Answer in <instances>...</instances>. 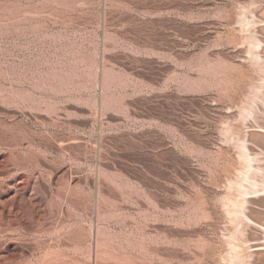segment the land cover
I'll return each mask as SVG.
<instances>
[{
    "label": "rangeland",
    "instance_id": "rangeland-1",
    "mask_svg": "<svg viewBox=\"0 0 264 264\" xmlns=\"http://www.w3.org/2000/svg\"><path fill=\"white\" fill-rule=\"evenodd\" d=\"M263 2L0 0V264H264Z\"/></svg>",
    "mask_w": 264,
    "mask_h": 264
},
{
    "label": "bare ground",
    "instance_id": "bare-ground-1",
    "mask_svg": "<svg viewBox=\"0 0 264 264\" xmlns=\"http://www.w3.org/2000/svg\"><path fill=\"white\" fill-rule=\"evenodd\" d=\"M263 3H264V2H263ZM263 13H264V12H263ZM257 134H258V133H257ZM257 134H254V136L257 135ZM262 134H263V133H262ZM252 135H253V134H252ZM257 137H258V135H257ZM257 137H254V138H255V141H256V140L258 141V138H257ZM261 137H262V136L260 135L259 138H261ZM256 138H257V139H256ZM263 138H264V137H263ZM263 138H262V139H263ZM252 139H253V138H252ZM262 139H259V140H262ZM262 141H263V140H262ZM262 141H258V142L261 144V146L264 145V144L262 143ZM256 143H257V142H256ZM262 147H264V146H262ZM263 201H264V199H263ZM263 201H261V207H262V205L264 204ZM259 202H260V200H259ZM262 202H263V203H262ZM256 203H257V201H256ZM259 204H260V203H259ZM255 205H257V204H255ZM263 206H264V205H263ZM253 207H254V206H253ZM259 207H260V206H259ZM256 208H257V206H256ZM252 209H253V208H252ZM262 209H264V208L262 207ZM249 210H250V209H249ZM256 210H257V209H256ZM250 211H251V210H250ZM257 211H258V212H257ZM257 211H255V209H254V212H257V214H258L260 211H259V210H257ZM262 211H263V210H261V213L264 212V211H263V212H262ZM251 213H253V212L251 211ZM261 213H260V215L258 214V216H260V218H263L264 215L262 214L263 217H261V216H262ZM253 214H254V213H253ZM249 215H251L252 217H254V215H256V214H254V215L249 214ZM258 216L256 215V218L254 217L255 220L258 218ZM259 220H260V219H259ZM261 220H263V219H261ZM261 220H260V221H261ZM257 221H258V220H257ZM257 221H256V222H257ZM261 222H262V224H263V221H261ZM258 223L261 224L260 222H258ZM262 224H261V225H262ZM262 227H263V226H262ZM252 228H254V227H252ZM252 228H251L252 231H254L255 229H257V228H254V230H253ZM259 228H260V227H259ZM251 230H250V232H252ZM258 230H259V229H258ZM260 230H261V229H260ZM260 230H259V231H260ZM256 231H257V230H256ZM256 231H255V232H256ZM259 231H257V232H259ZM255 232H254V233L252 232L253 234L250 233V234H252L251 236H254ZM257 232H256V238H257L258 236L261 237V236L264 234V233H263V234L261 235V234H258ZM262 232H263V231H262ZM262 232H260V233H262ZM257 235H258V236H257ZM259 237H258V238H259ZM262 237H263V236H262ZM252 238H253V237H252ZM254 238H255V236H254ZM258 238H257V239H258ZM261 239H262V238H261ZM258 251H259V249H258ZM258 251H257V252H258ZM261 252H262V251H261ZM259 253H260V252H258V253H256V254H259ZM263 253H264V250H263ZM261 255H262V253H261ZM256 257H257V256H255V259H254V260H256V259H258V260L260 259V260H261V258H259L260 255H258V258H256ZM263 258H264V257H262V259H263ZM260 260H259V261H256V262H258V263H259V262H262V263H263V260H262V261H260ZM250 263H251V262H250ZM254 263H255V262H254ZM260 264H261V263H260Z\"/></svg>",
    "mask_w": 264,
    "mask_h": 264
}]
</instances>
